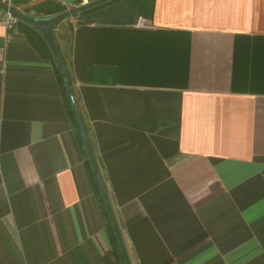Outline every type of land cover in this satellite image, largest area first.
Instances as JSON below:
<instances>
[{"label": "crops", "instance_id": "0c3cea01", "mask_svg": "<svg viewBox=\"0 0 264 264\" xmlns=\"http://www.w3.org/2000/svg\"><path fill=\"white\" fill-rule=\"evenodd\" d=\"M3 20L0 264H122L54 64ZM56 35L130 263L264 264V0H117Z\"/></svg>", "mask_w": 264, "mask_h": 264}, {"label": "water", "instance_id": "95a60500", "mask_svg": "<svg viewBox=\"0 0 264 264\" xmlns=\"http://www.w3.org/2000/svg\"><path fill=\"white\" fill-rule=\"evenodd\" d=\"M108 1H111V0L88 1L82 5H79L75 8L67 10L63 13L48 16V17H36V16L25 15L24 13L18 11L17 9H14L12 7L7 6L6 4H4L1 1H0V9L4 12L11 14L15 18L29 24L33 28H35L41 34V36L46 40L47 44L49 45V48L53 54V59L55 61L57 70H58L59 75L61 77L62 84L65 88L67 99H68V102H69L70 107L72 109V113H73V116H74L75 121H76L78 132L80 134L83 146H84L85 151L87 153L90 166L93 170V174H94L95 180L97 182V187L100 191L101 198H102V201L104 203V206H105L108 218H109V222H110L112 230L115 234V238L117 240V243H118V246H119L123 261H124V264H131L130 259H129L128 254H127V251H126V247L124 245V241H123L120 229L118 227L112 206L110 204V201H109V198H108L105 186H104L102 176H101L100 171H99V167H98L96 158L94 156L88 135L86 133V130H85V127H84V124H83V121H82V118L80 115L78 105H77L75 97H74L72 86L68 80L66 70H65L63 62L61 60L60 53H59V50L57 48L55 38H54V27L60 21H62L63 19H65L67 17H70L76 13L82 12L86 9L95 7L97 5H101V4L106 3Z\"/></svg>", "mask_w": 264, "mask_h": 264}, {"label": "trees", "instance_id": "16d2710c", "mask_svg": "<svg viewBox=\"0 0 264 264\" xmlns=\"http://www.w3.org/2000/svg\"><path fill=\"white\" fill-rule=\"evenodd\" d=\"M12 1L16 4V6L14 7V9H17L18 11H20V12H22L25 15H28V16L48 17V16L60 14V13H63L65 11H67V9L63 5L59 4L56 0H43V1H40V2L32 3V4H30V5H28L27 7H24V8H22L21 6L30 3L31 0H12ZM88 1H92V0H88ZM116 1L117 0L108 1V2L103 3L101 5H97L95 7L86 9V10H84L82 12L76 13V14L70 16V17L77 18V19H80L81 20L82 16L86 12L91 11V10L96 9V8H100L101 6H104V5H107V4L114 3ZM0 12H3L4 13V11H2L1 9H0ZM70 17H67V18L63 19L62 21H60L54 27V38H55V42H56L57 48H58L59 53H60L61 60H62L63 65L65 67L68 80H69V82L71 84V80H70V76H69V72H68L67 61L65 59L64 54L61 52V50L59 48V45H58V42H57V35H56V28H57V26H59L60 23H62L64 21H67ZM16 25L19 26L20 30L23 32V34L26 37V39L32 44V46L37 51V53L41 57L46 58V59H49L54 64V67H55V70H56V74H57V76H58V78L60 80L61 86H62V91L64 93L66 105L68 106L69 111L73 115L72 109H71L70 104H69L68 99H67V95H66V92H65V88H64V86L62 84L61 77H60L59 72L57 70L55 61L53 59V54H52V52H51V50L49 48V45L47 44L46 40L41 36V34L35 28H33L32 26H30L29 24H27V23H25V22H23V21H21V20L18 19ZM66 40H67V42H70L71 37L68 36ZM76 127H77V125H76ZM78 134H79V132H78ZM79 139H80L81 145L83 146V143H82L80 134H79ZM83 149H84L83 150V155H84V158H85L86 165H87V167L90 170V173L92 175L93 181L95 183L96 191H97V193H98V195L100 197V201L102 202V205H103V208H104V213H105L106 218H107V221H108L109 229H110V231L112 233V237H113V241H114V246H115L116 252H117V258L121 261L122 264H124V261H123V258H122V255H121V252H120V249H119L117 240L115 238V234H114V232L112 230V227H111V224L109 222V218H108V215H107V212H106L104 203L102 201L100 191H99V189L97 187V182L95 180V177H94V174H93V170H92V168L90 166V163H89V160H88V156H87V153L85 151L84 146H83Z\"/></svg>", "mask_w": 264, "mask_h": 264}, {"label": "built area", "instance_id": "2783aa9c", "mask_svg": "<svg viewBox=\"0 0 264 264\" xmlns=\"http://www.w3.org/2000/svg\"><path fill=\"white\" fill-rule=\"evenodd\" d=\"M4 4L11 7L12 0H2ZM4 27L7 29V31L13 29L17 24V18L12 16L11 14L4 12V20H3Z\"/></svg>", "mask_w": 264, "mask_h": 264}, {"label": "rangeland", "instance_id": "374dc122", "mask_svg": "<svg viewBox=\"0 0 264 264\" xmlns=\"http://www.w3.org/2000/svg\"><path fill=\"white\" fill-rule=\"evenodd\" d=\"M0 1H2V0H0ZM16 6V4L12 1V3H11V7L12 8H14ZM18 20V19H17Z\"/></svg>", "mask_w": 264, "mask_h": 264}]
</instances>
